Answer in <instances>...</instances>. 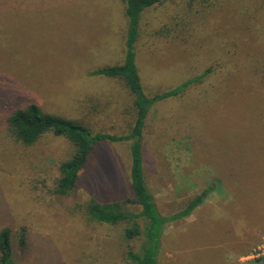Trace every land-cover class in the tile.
Returning a JSON list of instances; mask_svg holds the SVG:
<instances>
[{
    "label": "rangeland",
    "instance_id": "374dc122",
    "mask_svg": "<svg viewBox=\"0 0 264 264\" xmlns=\"http://www.w3.org/2000/svg\"><path fill=\"white\" fill-rule=\"evenodd\" d=\"M174 0L146 12L136 63L152 97L209 73L146 117L144 173L169 217L158 264H256L264 250V0H218L189 9ZM122 0H0V232L12 233L14 264H132L143 236L129 223L89 219L91 199L139 213L130 186V142L97 143L69 196L54 190L74 147L45 134L15 140L3 115L29 103L77 120L94 134H128L134 95L120 78L96 76L125 58ZM144 227L143 219L139 220Z\"/></svg>",
    "mask_w": 264,
    "mask_h": 264
},
{
    "label": "trees",
    "instance_id": "16d2710c",
    "mask_svg": "<svg viewBox=\"0 0 264 264\" xmlns=\"http://www.w3.org/2000/svg\"><path fill=\"white\" fill-rule=\"evenodd\" d=\"M125 4L127 27L125 32V58L121 64L94 70L96 76L120 78L124 80L134 95L136 117L131 131L119 137L94 134L83 123L63 116L43 112L41 107L32 102L25 107L5 112L3 119L7 124L9 134L24 145L37 143L45 134L51 133L64 138L74 147L72 156L59 165V178L54 192L60 196H69L77 187L81 172L88 162L95 145L104 140L112 142H130V186L134 199L133 204L139 205V213H131L118 202L103 203L91 199L86 212L89 219L101 224L118 225L129 223L124 236L134 240L143 236L144 241L139 251L130 250L127 254L132 264H158L157 257L161 248V239L168 223L185 219L203 203V197H195L183 210L164 217L158 211L153 194L149 191L143 160V137L146 117L150 107L156 102L183 95L190 87L203 80L209 70L200 76L185 80L180 85L152 97L145 93L139 69L136 63V47L142 36L143 15L174 0H122ZM218 0H188L189 9L198 5L207 7L216 5ZM143 219L144 227L139 220ZM12 233L9 228L0 232V264H14ZM256 264H264V255L255 260Z\"/></svg>",
    "mask_w": 264,
    "mask_h": 264
},
{
    "label": "built area",
    "instance_id": "2783aa9c",
    "mask_svg": "<svg viewBox=\"0 0 264 264\" xmlns=\"http://www.w3.org/2000/svg\"><path fill=\"white\" fill-rule=\"evenodd\" d=\"M263 255H264V250H262L261 252H258V254H256V255L248 256L247 258H249V259H255L256 258L257 259V258H259L260 256H263Z\"/></svg>",
    "mask_w": 264,
    "mask_h": 264
}]
</instances>
